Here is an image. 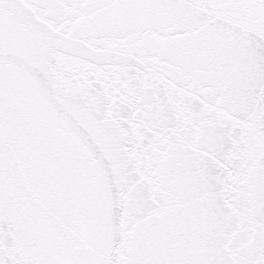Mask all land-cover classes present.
<instances>
[{
    "label": "snow or ice",
    "instance_id": "6c2138e0",
    "mask_svg": "<svg viewBox=\"0 0 264 264\" xmlns=\"http://www.w3.org/2000/svg\"><path fill=\"white\" fill-rule=\"evenodd\" d=\"M0 264H264V0H0Z\"/></svg>",
    "mask_w": 264,
    "mask_h": 264
}]
</instances>
